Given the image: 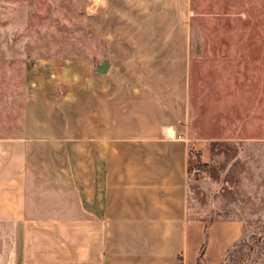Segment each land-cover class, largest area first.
Masks as SVG:
<instances>
[{"label": "crops", "instance_id": "0c3cea01", "mask_svg": "<svg viewBox=\"0 0 264 264\" xmlns=\"http://www.w3.org/2000/svg\"><path fill=\"white\" fill-rule=\"evenodd\" d=\"M197 12L217 24L211 52L264 57V0H88L96 54L25 64L18 109L0 122V264L225 260L245 230L232 192L262 190L264 127L193 140ZM199 21L203 39L213 28ZM193 141L211 167L203 181L189 171ZM235 148L247 152L228 158ZM219 208L232 214L212 217Z\"/></svg>", "mask_w": 264, "mask_h": 264}, {"label": "rangeland", "instance_id": "374dc122", "mask_svg": "<svg viewBox=\"0 0 264 264\" xmlns=\"http://www.w3.org/2000/svg\"><path fill=\"white\" fill-rule=\"evenodd\" d=\"M87 2L0 0V122L7 120L11 110L13 114L14 107L18 109L20 98L14 95L22 93L27 62L87 60L101 48L102 44L87 27ZM207 11L210 13L209 7ZM200 14L197 12L195 16L193 30L192 138H258L264 127V57L250 62L239 53L211 52L216 44L217 24L207 19L206 14L202 17ZM201 18H204L203 25L213 28L211 35L203 39L199 30ZM228 41L231 45V38ZM206 46L207 52H202ZM217 127L223 132H217ZM3 133L0 129V135ZM195 142L190 148L192 162L199 156L201 166L191 167L189 171L192 178L203 181L208 178L211 167ZM234 151L237 148L228 151L226 156L234 159L235 155H231ZM237 152L244 156L247 150L240 148ZM240 186V192H230L233 206L239 208L238 214L245 220V230L221 264H264V182L260 183L262 190L256 189L255 197L243 187V182ZM206 194L210 202L219 196L210 189ZM223 197L220 198L225 201L227 197ZM218 210L212 217L232 214Z\"/></svg>", "mask_w": 264, "mask_h": 264}, {"label": "trees", "instance_id": "16d2710c", "mask_svg": "<svg viewBox=\"0 0 264 264\" xmlns=\"http://www.w3.org/2000/svg\"><path fill=\"white\" fill-rule=\"evenodd\" d=\"M199 166H201V160H200V157L199 156H197V160L194 162V164H193V162H192V156H191V153H190V159H189V170H190V168L192 167H199Z\"/></svg>", "mask_w": 264, "mask_h": 264}]
</instances>
